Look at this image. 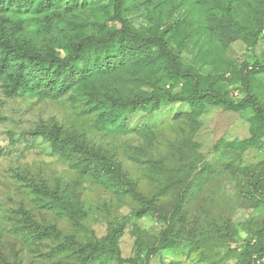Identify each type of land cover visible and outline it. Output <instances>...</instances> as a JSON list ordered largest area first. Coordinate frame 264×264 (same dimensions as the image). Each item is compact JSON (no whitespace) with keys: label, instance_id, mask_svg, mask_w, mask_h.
Segmentation results:
<instances>
[{"label":"rangeland","instance_id":"rangeland-1","mask_svg":"<svg viewBox=\"0 0 264 264\" xmlns=\"http://www.w3.org/2000/svg\"><path fill=\"white\" fill-rule=\"evenodd\" d=\"M144 1L126 0L128 20L142 31L177 20L179 30L168 39L169 46L205 76L216 74L212 61L217 58L216 64L224 70L220 86L230 99L241 101L246 91L225 69L240 70L244 65L251 69L256 64L250 80L264 106V30L253 49L242 39L215 42L208 58L195 64L199 47L193 42L185 45L182 39L187 27L195 29L204 20V0H154L155 7ZM216 1L224 18L242 24L258 0ZM95 9H60L62 21L50 14L49 26L42 22L38 31L26 30L15 37L40 51L64 55L63 45L77 34L94 30L101 17ZM124 77L119 78L123 93L132 87ZM7 78L0 75V264H79L83 260L87 264H251L249 255L255 257L264 208L240 191L249 189L248 167L264 165V135L257 132L254 143L236 152L224 150L219 142L251 139L252 108L234 112L211 107L192 120L186 102H171L164 96L160 108L145 122L146 129L106 133L94 127L93 116L76 92L60 97L12 95L7 92ZM135 119L130 127L144 124ZM54 127L113 154L160 213L140 214L143 204L138 198L84 173L79 156L53 150L51 141L42 137L22 136ZM226 161L233 167L226 170ZM184 193L182 217L175 223L179 236L167 248L154 251ZM46 227H54L60 235L44 234ZM260 262L264 264V256Z\"/></svg>","mask_w":264,"mask_h":264},{"label":"trees","instance_id":"trees-1","mask_svg":"<svg viewBox=\"0 0 264 264\" xmlns=\"http://www.w3.org/2000/svg\"><path fill=\"white\" fill-rule=\"evenodd\" d=\"M255 1L251 0L252 3ZM144 2L147 6H154V0ZM204 3V20L195 29L187 27L182 39L185 45L193 42L199 47L195 64L208 58L215 42L224 44L225 41L229 43L242 39L249 49L255 47L260 31L264 30V0L256 2L250 17L242 24L224 18L220 14L222 7L216 0H204ZM125 4L126 0H0V75L8 77L7 92L27 97H60L74 91L93 116L94 127L106 133L146 129L145 122L160 108L164 96L171 102H186L192 120L211 107L234 112L252 108L254 117L251 139L228 144L220 141L219 147L223 146L224 150L230 151L239 150L247 143H254L257 132L264 135V106L250 80V73L257 69L256 64L251 69L250 65H244L240 70L233 66L225 69L238 79L246 91L245 97L236 102L220 86L224 70L216 64L217 58L212 61L216 74L205 76L197 71L195 65H186L169 46L168 39L173 38L179 30L177 20L142 31L124 15ZM89 6L96 8L95 12H99L100 19L94 23L92 32L77 34L63 45L64 55L54 50L40 51L30 42L15 37L17 33L26 30L38 31L42 22L49 26L50 14L57 21H62L60 9L70 11L87 9ZM122 74H125L122 79H126L128 85L132 86L125 93L119 89ZM143 86L151 90L143 91ZM135 118L138 124H144L130 127ZM194 124L199 126L196 121ZM75 134L66 135L60 127H54L50 130L34 129L22 136L26 139L42 137L51 141L53 150L79 156L77 158L84 160V173L111 186L123 187L138 198L143 204L140 214L160 213L153 202L144 199L113 154L108 150L85 145ZM225 164L226 170L233 167L231 161ZM248 168L251 170L246 177L249 189L240 192L245 199L255 201L257 207L264 208V165ZM186 197L184 193L178 207L165 220V229L154 251L167 248L170 240L179 236L175 223L182 217V201ZM43 233L57 235L58 231L54 227H46ZM70 239L73 240V237ZM253 253L255 257L249 255L251 264H261L260 259L264 256V219ZM5 264L11 263L5 261ZM79 264L87 263L83 260Z\"/></svg>","mask_w":264,"mask_h":264}]
</instances>
